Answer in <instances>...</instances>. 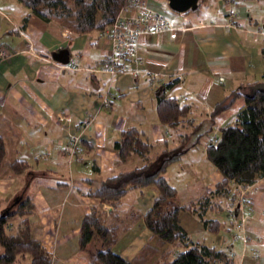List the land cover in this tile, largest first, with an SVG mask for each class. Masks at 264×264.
I'll return each instance as SVG.
<instances>
[{"label": "crops", "instance_id": "crops-1", "mask_svg": "<svg viewBox=\"0 0 264 264\" xmlns=\"http://www.w3.org/2000/svg\"><path fill=\"white\" fill-rule=\"evenodd\" d=\"M146 3L171 26L139 38L141 71L134 76L99 70L110 50L100 30L75 33L57 20H42L19 0H0V46L9 52L0 58V134L5 144L0 193L7 201L25 187L35 208L29 216L30 234L52 254L51 264H91L98 242L92 241L87 251L78 244L82 218L99 202L89 191L105 176L142 163L135 155L120 160L114 144L122 129L140 130L152 143L153 154L165 142L175 144L189 128L188 122L176 128L160 124L155 97L160 85L170 83L166 94L190 106L185 121L199 125L200 132L214 126L211 133L232 122L245 101L238 97L212 123L210 112L217 102L230 91L248 94L256 82L264 83V34L257 31L264 26V0H199V7L187 12L173 11L167 0ZM230 12L235 14L233 24ZM72 134L83 142L82 162L72 160L65 148ZM15 159L30 164L27 183L11 170ZM164 175L177 191L178 205L212 191L222 179L206 158L203 143L168 165ZM232 188L245 199L237 204V217L225 211L207 213L221 221L219 232L206 230L184 210L178 215L180 225L193 240L229 251L234 264H264V176ZM154 197L150 186L134 188L117 208L125 219L112 250L125 259L151 237L143 219H128L129 212H145ZM242 211L246 217L238 225Z\"/></svg>", "mask_w": 264, "mask_h": 264}, {"label": "trees", "instance_id": "trees-1", "mask_svg": "<svg viewBox=\"0 0 264 264\" xmlns=\"http://www.w3.org/2000/svg\"><path fill=\"white\" fill-rule=\"evenodd\" d=\"M19 1L42 20H57L75 33L102 31L114 22L121 10L127 8V0ZM261 53L264 56V38ZM169 86L170 83L162 84L155 91L158 120L168 128L188 122L189 128L179 134L175 144L163 141L164 147L153 154L152 143L140 130L133 126L122 129L114 144L120 160L124 162L135 155L142 163L105 176L95 190L89 191V195L98 198L99 202L91 205L84 214L78 244L81 250L87 251L92 241L98 242L99 248L90 253L91 264H234L226 249L193 240L180 225L178 215L180 210L190 212L212 233L220 231L221 221L218 217H208V212H223L226 205L236 201L233 214L231 211L228 215L237 217L240 194L234 192L232 184L245 185L264 176V88L244 94V105L233 121L219 126L215 139L210 138L211 141L204 144L202 137L214 126L200 132L199 125H191L188 119L185 121L190 106L179 104L175 97L167 95ZM240 96L242 94L238 91H230L217 102L210 112L211 122H215L216 116L230 108ZM201 143L206 158L221 173L222 179L212 191L178 205L175 202L177 191L164 173L168 165ZM65 148L69 150L67 143ZM4 156L5 144L0 134V166ZM71 159L82 162L83 158L78 160L72 156ZM29 166L23 159H15L10 164L13 173L26 178V183L32 176L27 174ZM64 184L69 183H58L59 186ZM145 186L155 191L151 207L145 212L131 211L129 217L132 220L142 218L151 237L131 259H125L112 250L125 219L117 208L129 190ZM104 204L109 208L103 209ZM34 211V203L25 187L7 201L0 193V264L52 263V254L30 234L29 216Z\"/></svg>", "mask_w": 264, "mask_h": 264}, {"label": "built area", "instance_id": "built-area-1", "mask_svg": "<svg viewBox=\"0 0 264 264\" xmlns=\"http://www.w3.org/2000/svg\"><path fill=\"white\" fill-rule=\"evenodd\" d=\"M134 10L133 13H127ZM233 18L231 14L229 21ZM170 23L163 13L155 11L146 5V0H127V8L121 10L114 22L101 31L110 43L109 52L103 57L99 70L111 75L130 73L134 76L140 74L142 60L138 57L139 38L147 33H161L170 28ZM8 56L4 48L0 47V58ZM105 97L102 103H107ZM89 122H86L87 124ZM70 157H82V146L79 135H69L66 138ZM257 256L256 252H253Z\"/></svg>", "mask_w": 264, "mask_h": 264}, {"label": "rangeland", "instance_id": "rangeland-1", "mask_svg": "<svg viewBox=\"0 0 264 264\" xmlns=\"http://www.w3.org/2000/svg\"><path fill=\"white\" fill-rule=\"evenodd\" d=\"M226 1H230V0H226ZM146 5H147V3H146ZM148 6V5H147ZM149 7V6H148ZM150 8V7H149ZM231 13V17L233 18V20L230 22V24H233V22H234V17H235V14L234 13H232V12H230ZM230 16V15H229ZM258 31V33H262V34H264V26H261V25H259V29L257 30ZM159 34V33H158ZM1 47V46H0ZM3 48V47H2ZM4 50L9 54V52L7 51V49H5L4 48ZM139 57V56H138ZM241 92V91H240ZM246 92H248V91H246ZM244 95V94H243ZM242 95V96H243ZM241 97V96H240ZM244 97V96H243ZM217 133H218V131H213V132H211V133H209V134H207V135H205L204 137H202V142L205 144V142H209V141H211L210 140V138L211 139H215V137H216V135H217ZM72 158V157H71ZM66 178H67V173H66ZM53 179V178H52ZM243 200H245L244 199V195H242V194H240V196H239V200H238V204H240V202H242ZM235 202L236 201H233V202H230L229 204H228V206L226 205V209H225V212H231L232 211V214H233V204H235ZM230 214V213H229ZM128 216V215H127ZM229 217H230V215H229ZM245 217H246V214L242 211L241 212V214H240V218L237 220V223L236 224H238V225H241L242 223H244V219H245ZM128 219H130V217L128 216L127 217ZM242 227V226H241Z\"/></svg>", "mask_w": 264, "mask_h": 264}, {"label": "water", "instance_id": "water-1", "mask_svg": "<svg viewBox=\"0 0 264 264\" xmlns=\"http://www.w3.org/2000/svg\"><path fill=\"white\" fill-rule=\"evenodd\" d=\"M168 6L176 12L194 11L199 7V0H167ZM264 83H257L256 89H263Z\"/></svg>", "mask_w": 264, "mask_h": 264}]
</instances>
